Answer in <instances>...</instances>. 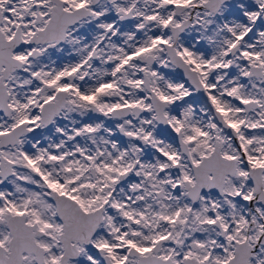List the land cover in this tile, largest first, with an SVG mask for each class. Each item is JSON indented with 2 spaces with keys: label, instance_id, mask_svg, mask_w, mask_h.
Here are the masks:
<instances>
[{
  "label": "snow or ice",
  "instance_id": "snow-or-ice-1",
  "mask_svg": "<svg viewBox=\"0 0 264 264\" xmlns=\"http://www.w3.org/2000/svg\"><path fill=\"white\" fill-rule=\"evenodd\" d=\"M0 264H264V0H0Z\"/></svg>",
  "mask_w": 264,
  "mask_h": 264
}]
</instances>
